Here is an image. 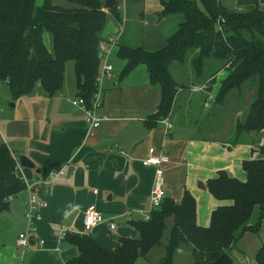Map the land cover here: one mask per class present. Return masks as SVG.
I'll return each instance as SVG.
<instances>
[{"label":"trees","instance_id":"16d2710c","mask_svg":"<svg viewBox=\"0 0 264 264\" xmlns=\"http://www.w3.org/2000/svg\"><path fill=\"white\" fill-rule=\"evenodd\" d=\"M72 8L52 5V0H0V82L9 89L13 100L31 94L38 86L47 97L62 89L65 65L73 62L77 97L91 106L99 72L98 45L109 15L103 0H66ZM144 1V0H134ZM162 18L180 15L183 21L165 40L164 47L148 52L142 47L119 46L117 59L125 62L119 79L124 80L138 66L146 67L151 86L160 90L161 100L155 112L143 121L150 131L169 118L178 93L168 71L171 63L183 64L189 51L194 52L193 68L200 73L204 62L216 59L228 73L217 96L222 104L232 90L248 80L257 82L255 99L242 122L236 124V138L243 134L263 133L251 158L241 162L245 181L218 171L206 181L205 189L216 201L229 202L210 215L206 227L196 222V200L184 190L179 202L166 198L161 207L150 214L148 221L131 222L134 238L117 239L118 246L107 252L91 238L65 239L75 246L78 255L67 264H135L138 258L163 245L159 264H174L182 248L189 251L190 264L215 261L233 251L244 234H257L264 218V5L244 10H229L221 0H159ZM223 33L219 32L218 22ZM51 37L48 51L43 34ZM17 163L5 144L0 145V215L8 210L12 197L22 192L25 182L16 175ZM256 220L249 223L254 212ZM171 225L168 226V221ZM229 256V255H228ZM253 264H264V241Z\"/></svg>","mask_w":264,"mask_h":264},{"label":"crops","instance_id":"0c3cea01","mask_svg":"<svg viewBox=\"0 0 264 264\" xmlns=\"http://www.w3.org/2000/svg\"><path fill=\"white\" fill-rule=\"evenodd\" d=\"M256 4L264 5V0H234L232 7L226 8L241 11ZM104 11L108 13L109 10ZM157 11L160 12L161 7ZM109 17L113 18V23L109 30L104 27L101 38L105 43L109 38H115L117 45L110 53L113 78L102 81L100 86L101 106L97 116L102 121L98 129L89 130L84 112L71 106V101L78 98L76 81L64 92L63 83L62 89L52 97L45 96L36 87L31 94L18 100L11 99L9 89L0 82V145L5 144L16 160L17 177L31 185L48 180L52 173L65 168V175L54 179L47 193L39 195L45 200L46 207L40 212L41 222L37 225V235L31 240V248L22 258L16 241L26 229L24 213L28 191L25 188L10 199L8 210L0 215V264H67L74 259L78 255L77 248L55 238L56 233L66 229L62 222L74 211L76 216L67 229L69 235L91 238L107 252L118 246L114 237H135L130 223L141 220L140 211L149 210L155 178L154 168L142 165L150 149L156 156L164 155L168 160L163 165V174L170 198L179 202L184 190L195 197L196 222L200 227L208 225L214 209L229 202L214 200L206 189L197 187L198 182L205 186L218 171H225L229 177L240 181L246 179L241 162L251 158V149L258 148L263 133L249 134L247 142L226 149L225 143L201 136L196 127L189 125L185 114L173 120L178 93L168 118L170 128L167 130L161 122L150 131L144 128L143 121L156 111L161 93L150 85L144 65H138L124 80L119 79L125 65L117 59L119 46L122 42V46H137L126 37L122 40V35L119 39L115 36L120 32V19ZM168 17L173 23L171 36L183 17ZM222 73L219 70L215 76ZM197 92L205 95L207 103V93L200 89ZM8 101H13L14 106L9 105L7 110ZM136 123L143 126L146 136L129 148L116 144V139ZM21 156L27 157L34 168L21 167L18 162ZM90 205H94L116 228L110 230L107 224H101L85 231L83 215ZM128 212L131 214L127 215ZM261 225L257 234L243 235L233 254L240 259L243 258L238 250L244 255L250 254L249 260L253 264L264 241V221ZM40 239L44 241L43 246L38 244ZM163 254L161 249L154 259L160 260Z\"/></svg>","mask_w":264,"mask_h":264},{"label":"rangeland","instance_id":"374dc122","mask_svg":"<svg viewBox=\"0 0 264 264\" xmlns=\"http://www.w3.org/2000/svg\"><path fill=\"white\" fill-rule=\"evenodd\" d=\"M233 1L222 0L221 5L229 8L232 7ZM117 2L115 4L118 12L116 20L120 19L121 28L118 35L115 36L119 39V36L121 37L122 35V40L126 37L128 40H131L132 44H134L133 46L142 47L148 52L162 49L165 44V38L170 36L172 32L173 23L169 20V17H165L163 21L157 23L156 14L160 13L157 11L160 7L159 0H117ZM42 4L43 0H36V6H41ZM52 5L62 8L73 7L66 0H53ZM112 23L113 18L108 17L107 24L105 25L107 30L111 28L110 25ZM43 41L48 50H51V37L46 32L43 34ZM193 58L194 52L189 51L182 65L171 63L168 68L171 78L179 86L177 89L179 98L175 102L173 120L185 114L189 125L193 128L196 127L201 136L225 143L226 149L235 148L237 145L242 144V142H247V134L242 133L239 138H236V124L237 122L244 121L246 118L249 106L256 96L257 82L255 80L246 81L239 89L232 90L222 104H216L215 97L223 81L227 79L228 73L223 69V63L213 58L205 61L200 73H197L192 65ZM219 70L223 73L221 76L216 77V72ZM212 76L215 78L211 80ZM74 82L73 62H68L65 65L63 92L66 91V88L73 87ZM199 89L208 94H206L207 99L209 98L207 103L205 95L197 92ZM12 104L13 101L7 102V110L9 105L11 106ZM256 215L257 212L255 211L249 221L250 224L255 222ZM263 221L264 218L262 223ZM167 223L170 225V220ZM166 235L160 247L154 248L147 256L138 258L135 264H159V260L154 258L163 249ZM134 236H137L135 232ZM17 251L19 252L18 248ZM238 254L243 259L233 254V251L228 253L232 264H251V259L249 260L250 254L244 255L240 250H238ZM190 261L189 251L185 247L180 249L174 258V264H190Z\"/></svg>","mask_w":264,"mask_h":264},{"label":"built area","instance_id":"2783aa9c","mask_svg":"<svg viewBox=\"0 0 264 264\" xmlns=\"http://www.w3.org/2000/svg\"><path fill=\"white\" fill-rule=\"evenodd\" d=\"M221 23L223 21L218 22L219 32L223 33ZM117 45V41L113 38L108 39V43L101 41L98 45V59L100 62L98 76L96 78V91L93 95L91 106L86 107L85 101L82 98H77L71 101V105L75 108L81 109L86 116V123L89 127V130H95L100 127L102 119L97 116V111L101 106L100 101V86L102 81L109 80L113 78L114 67L110 62V53L111 48ZM165 125L166 129L170 128V124L168 123V118L160 121ZM168 162L167 158L164 155L156 156L154 154L153 149L148 151V155L146 159L142 162L143 166L153 167L155 170V178L153 183V188L151 191L150 199H149V210L147 212L140 211L141 220L148 221L150 218V214L159 209L166 199V190H165V181L163 174V165ZM65 175V168L63 167L61 170L54 172L51 174L48 180H45L40 183H35L31 185H26V190L28 191V202L26 205L24 218L26 221V229L24 233L20 234L16 241V246L19 249V257L22 258L25 252L29 251L31 248V240L37 235L38 228L37 225L41 222L40 212L42 209L46 207V202L44 199L40 198L39 195L42 193H47L50 185L53 180L57 177H61ZM97 191H94L96 194ZM131 214L130 212L127 215ZM107 224L110 230H114L115 224L111 221H107L103 218L101 213L96 209L94 205H90L85 211L83 215V228L85 231H89L92 228L101 225ZM69 235L67 229H62L58 233L55 234V238L58 242L64 241L66 237ZM40 246L44 245V241L40 239L38 241Z\"/></svg>","mask_w":264,"mask_h":264},{"label":"water","instance_id":"95a60500","mask_svg":"<svg viewBox=\"0 0 264 264\" xmlns=\"http://www.w3.org/2000/svg\"><path fill=\"white\" fill-rule=\"evenodd\" d=\"M103 7L105 10L114 11L115 0H104ZM156 16H157V23H159L162 17L160 13H157ZM13 106L14 105L12 104L11 107ZM145 136H146V130L143 128V126L140 123H136L132 127H130L125 133H123L119 138H117L115 143L125 148H129L132 144L136 143ZM18 162L19 165L23 168L26 169L34 168V164L27 157L24 156L19 157ZM67 174H69V171L67 172ZM197 187L201 190H205V186L201 182H198ZM166 198H170L169 192H166ZM75 216H76V211L71 213L63 220L62 226L66 229H69L72 225ZM114 240H117V237H114ZM204 264H232V261L230 257L226 253H224L221 256H219L215 261L207 262Z\"/></svg>","mask_w":264,"mask_h":264}]
</instances>
